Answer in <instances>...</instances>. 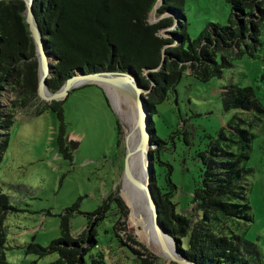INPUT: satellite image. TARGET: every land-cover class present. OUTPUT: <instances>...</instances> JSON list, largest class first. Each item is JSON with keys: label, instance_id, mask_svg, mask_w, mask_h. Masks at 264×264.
Segmentation results:
<instances>
[{"label": "trees", "instance_id": "obj_1", "mask_svg": "<svg viewBox=\"0 0 264 264\" xmlns=\"http://www.w3.org/2000/svg\"><path fill=\"white\" fill-rule=\"evenodd\" d=\"M185 1L164 0L157 10V16L162 18L151 22L150 15L157 0H33L37 24L52 63L48 88L57 91L66 80L81 72L124 71L137 76L141 86L148 90L145 96L152 116L150 132L153 143L157 144L152 150V190L160 223L175 239L179 255L196 264H253L242 249L241 236L229 222L251 219L246 180L251 169L243 162L249 158L247 148L255 134L237 124L231 127L236 130L238 137L233 141L241 144V152L234 151L230 144L223 145L219 138L198 151L202 173L193 191L195 214L190 217L176 210L173 166L168 164L161 177L156 170V162L160 160L158 153L166 141L158 138L153 115L169 92L176 90L188 69L199 80L208 81L222 77L224 70L233 66L230 53L240 56L246 51L253 55L257 44L261 43L264 0H228L231 6L229 24L211 23L207 32L195 40L186 31L182 8ZM26 8L25 0H0V166L9 147V129L16 112L36 106L40 98L39 60L26 20ZM174 25L177 26L171 28ZM163 58L165 63L160 67ZM8 88L15 98L4 104L2 96ZM223 93L226 108L264 112L251 85L226 86ZM65 101L44 102L34 113L40 115L48 110L57 117V147L64 158L72 159ZM117 130L121 136L119 121ZM219 136L226 138L222 131ZM111 201L116 203L118 212L128 216V207L119 196L112 194ZM109 202L94 212L85 213L88 224L82 234L72 235L70 218L73 213H66L61 218L59 238L46 246L33 241L26 251L42 257L57 253L58 262L64 264H89L87 256L90 254L91 264H107L108 252L101 249L93 253V250L99 244L97 227L106 216ZM11 210L9 196L0 192V264H9L5 220ZM75 210L76 205L69 209ZM120 224L115 223L113 229L119 245L123 246L127 242L119 234V229H123ZM127 238L134 240L132 234H127ZM141 259V264H151L146 258Z\"/></svg>", "mask_w": 264, "mask_h": 264}, {"label": "rangeland", "instance_id": "obj_2", "mask_svg": "<svg viewBox=\"0 0 264 264\" xmlns=\"http://www.w3.org/2000/svg\"><path fill=\"white\" fill-rule=\"evenodd\" d=\"M182 8L186 31L192 40L206 33L211 23L228 25L231 17L228 0H186ZM154 20L150 17L151 22ZM260 40L253 55L246 51L240 56L230 53L233 66L227 67L222 77L202 81L188 69L176 90L169 92L153 115L157 136L166 141L158 153L160 160L156 162V170L161 177L168 164L173 166L176 210L190 217L195 214L193 191L202 173L198 151L219 138L223 145L230 144L234 151L241 152V144L233 141L238 135L231 126L237 124L255 134L247 148L249 158L243 162L251 169L246 175L251 219L229 222L241 236L242 249L253 264H264V112L226 108L223 90L230 85H251L254 97L264 107V25ZM242 48L245 50V45ZM112 78L133 84L125 76ZM107 85L139 134L144 115L135 92L131 86ZM129 92L136 100L127 97ZM14 98L8 88L2 101L9 104ZM44 102L39 98L36 106L16 112L9 129V147L0 166V192L9 196L13 206L5 220L9 264H64L58 262L57 253L42 257L27 252L26 247L33 241L46 246L59 238L61 218L66 213H73L70 218L72 235L82 234L88 224L85 213L94 212L109 202L114 193L128 207V216L118 212L115 202H109L106 216L97 227L99 244L93 253L101 249L108 252L107 264H141L142 257L151 264H172L173 261L158 252L144 220L147 210L142 197L143 157L132 167L138 145L126 131L108 91L98 84H87L67 96L64 112L67 137L69 142H74L72 159L64 158L57 147V117L48 110L40 115L34 113ZM117 121L121 125V136ZM221 131L226 138L219 136ZM131 167L133 174L129 186L127 176ZM74 205L77 210L69 211ZM118 222L122 223L119 234L123 240L141 252L136 258L126 256L123 246L119 245L113 229ZM127 234H132L134 240L130 241ZM168 244L173 249V243ZM87 260L91 264L90 254Z\"/></svg>", "mask_w": 264, "mask_h": 264}, {"label": "water", "instance_id": "obj_3", "mask_svg": "<svg viewBox=\"0 0 264 264\" xmlns=\"http://www.w3.org/2000/svg\"><path fill=\"white\" fill-rule=\"evenodd\" d=\"M25 1L27 4L25 16L27 23L29 24V29L35 41V45L37 49V57L39 60L38 95L41 99L45 100L48 103H51L52 101L55 100L56 101L65 100L73 89L81 87L85 84H98L102 86L104 89H106L104 86L105 84H114L117 86L125 85L124 83L119 82L114 78H112V76L115 75L125 76L132 80L133 84L130 88L137 95L138 104L144 115V119H142L143 129H142L141 148H140L143 157V174H144L143 190L146 195V201L148 203L147 206H149L148 208L153 222L155 233L158 237V241L160 243L161 249L166 253L165 255L166 258H168L170 261L177 262L179 264H196L194 262L182 258L177 251V247L171 249V247L167 242V237H170L173 241V245L175 244L176 246L175 239L166 233V231L164 230V228L160 223L159 209L152 190V174L154 170V155L152 154V149L157 144L153 143L152 135L150 132L149 124L152 119V116L148 108V105L146 103V96H145V94L148 93V90L144 89L141 86L140 80L137 76L129 72L104 71L98 73H87V72L78 73L72 76L71 78H69L68 80H66V82L59 90L51 91L48 88L47 80L52 74V63L49 55L46 52L42 33L37 24V20L33 9V0H25ZM163 2L164 0H157V3L155 4L150 15L152 19L158 21L159 19L162 18L161 16L158 17L156 14L159 4ZM176 26L177 25H174V27ZM162 33L165 34L164 32ZM164 63H165V58H163L160 67H162ZM71 144L73 148L74 142L71 141ZM126 170H127V165H126ZM123 251L125 255L130 258H136L138 255L135 251H133V249L129 245H123Z\"/></svg>", "mask_w": 264, "mask_h": 264}, {"label": "bare ground", "instance_id": "obj_4", "mask_svg": "<svg viewBox=\"0 0 264 264\" xmlns=\"http://www.w3.org/2000/svg\"><path fill=\"white\" fill-rule=\"evenodd\" d=\"M113 77H115V76H113ZM123 81H125V80H123ZM126 82H128V81H126ZM128 83L124 82V84L126 86H132L131 85L132 83H130V84H128ZM104 86H105L106 90L108 91L109 95L111 96V98H112V100H113V102H114V104H115V106H116V108H117V110H118V112L120 114V117H121V119H122V121L124 123L126 131L128 132L129 136L131 138H133L134 141L138 145L137 153H136V155H135V157H134V159L132 161V167H134L137 164L138 160L142 157L141 150H140V148H141L142 129H140L139 134L136 132L137 130L134 127V125L132 124L129 114L126 112L125 108H123V106L121 105L120 101L117 99V96L114 93V91L112 90V88L110 86H108L107 84H105ZM127 95H128L127 97L133 98L134 100H136L134 98V96L130 94V92ZM131 96H133V97H131ZM136 98H137V95H136ZM132 167L130 168L128 176H127V181H128L129 186L131 185V176L133 174ZM143 182H144V177H143ZM142 197H143V200H144V203H145L144 206H146V210H147V216H146V218L144 220H145L148 228L150 229V232L152 233V235L154 237V240H155V242L157 244L158 252L165 256L166 253L161 249L160 243L158 241V237H157V235L155 233V230H154V227H153V222H152V219H151V216H150V212H149V208H148L149 206H147L148 203L146 201V195H145V192L143 190V185H142ZM167 242L170 243V244L173 243V241H172V239L170 237H167ZM172 247L174 249V245H172Z\"/></svg>", "mask_w": 264, "mask_h": 264}, {"label": "built area", "instance_id": "obj_5", "mask_svg": "<svg viewBox=\"0 0 264 264\" xmlns=\"http://www.w3.org/2000/svg\"><path fill=\"white\" fill-rule=\"evenodd\" d=\"M155 21H156V20H154V22H155ZM171 28H175V27H174V26H172ZM171 28H170V29H171Z\"/></svg>", "mask_w": 264, "mask_h": 264}]
</instances>
